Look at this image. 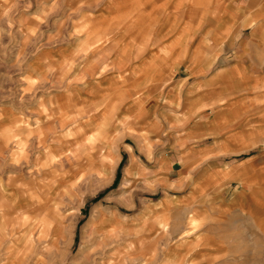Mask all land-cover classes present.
Instances as JSON below:
<instances>
[{
	"label": "rangeland",
	"instance_id": "obj_1",
	"mask_svg": "<svg viewBox=\"0 0 264 264\" xmlns=\"http://www.w3.org/2000/svg\"><path fill=\"white\" fill-rule=\"evenodd\" d=\"M215 1L173 24L214 30ZM159 23L157 0H0V264H264V84L193 83L161 57L231 55L162 54Z\"/></svg>",
	"mask_w": 264,
	"mask_h": 264
},
{
	"label": "crops",
	"instance_id": "obj_2",
	"mask_svg": "<svg viewBox=\"0 0 264 264\" xmlns=\"http://www.w3.org/2000/svg\"><path fill=\"white\" fill-rule=\"evenodd\" d=\"M181 1L182 0L178 2L174 0H157V20L160 22L159 29H161L162 24L165 23V36L167 37L160 53H175L173 42H176L178 39L176 36L180 35L190 40L191 44H189V51L192 55V41L194 42L196 38L199 48H201L202 53H205V55L218 53L219 58L231 55L226 57V60H233L221 61L218 67H214L216 63L213 61H205L204 59L203 61L195 63L191 59L187 60L185 63L177 62V59L172 57V55L167 59L165 56L161 57V61L172 69L184 68L188 72V75L192 77V81L195 84H220L224 83L223 80H227L226 82L228 84L235 82L240 83L242 82V78H250L251 84H264V8H262L263 11L260 10L257 13H245V8L248 6L264 7V0H216L217 9L214 13V23L216 25L213 27L214 30L209 24V16L197 18L195 21L189 17L186 11L182 16L183 24L175 26L171 18H173L174 14L180 13L181 10H179L178 7H180L181 4L186 5V7H188L189 4L186 2L183 4ZM188 9L189 7L185 8L187 11ZM246 21L253 22L254 24L253 28L251 27L250 33L244 37L239 27L242 26V22ZM175 30L177 31L174 32ZM244 54H248L249 57L246 59L243 56ZM252 58L254 60L253 62ZM248 59L251 62L250 64H247L246 60ZM243 60L246 61L245 66H243ZM205 70H207V72H205ZM247 70L250 72L248 73ZM212 148H217L216 153H220V155L227 150L225 144H218ZM241 149L242 147H237L236 144L230 147V150H233L235 153H239ZM215 151L216 150H213L207 153V155L214 154ZM204 156L205 154L203 152H199L189 155L188 158L191 165L194 166ZM179 160V158L172 159V161L157 159V190L163 180L164 173L170 174L173 171L172 163L178 162ZM133 164L132 162V165ZM209 172H203L199 180L212 181L217 179L220 175V173H216L214 174L216 178H214L210 175L211 172Z\"/></svg>",
	"mask_w": 264,
	"mask_h": 264
},
{
	"label": "trees",
	"instance_id": "obj_3",
	"mask_svg": "<svg viewBox=\"0 0 264 264\" xmlns=\"http://www.w3.org/2000/svg\"><path fill=\"white\" fill-rule=\"evenodd\" d=\"M118 179H119V174L116 175V178H115V181H114V185H113V187H115V185L117 184Z\"/></svg>",
	"mask_w": 264,
	"mask_h": 264
}]
</instances>
